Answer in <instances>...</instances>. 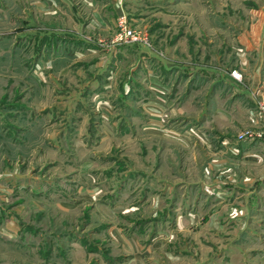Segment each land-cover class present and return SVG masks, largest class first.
Returning a JSON list of instances; mask_svg holds the SVG:
<instances>
[{
    "label": "rangeland",
    "instance_id": "rangeland-1",
    "mask_svg": "<svg viewBox=\"0 0 264 264\" xmlns=\"http://www.w3.org/2000/svg\"><path fill=\"white\" fill-rule=\"evenodd\" d=\"M31 1L0 0V264H264V161L232 182L221 143L264 154L239 138L264 108V0H126L85 55ZM122 18L151 45L114 41Z\"/></svg>",
    "mask_w": 264,
    "mask_h": 264
},
{
    "label": "crops",
    "instance_id": "crops-1",
    "mask_svg": "<svg viewBox=\"0 0 264 264\" xmlns=\"http://www.w3.org/2000/svg\"><path fill=\"white\" fill-rule=\"evenodd\" d=\"M124 2H126V0H35L29 2L30 4L24 7L26 8L33 6L34 10L28 8V11H26L25 9L24 12L27 14L25 17L26 20H32L34 18L36 22L45 25L46 29H50L51 34H53L52 36H54L55 38L61 37L64 39H68L72 46H75L74 43H77V45L81 43L82 45L76 46L74 50L78 53L82 52L83 55H85L84 50L90 51L91 49L90 47L87 49L85 48V44L89 42L85 40L84 32L90 33L94 32L95 29L105 28L109 23L113 22L116 17L125 14L124 7H126V5H123ZM40 33L41 32H37L36 30L35 34H33L35 39L34 43L39 35L42 36V34ZM56 47L57 49H59V45H57ZM53 49H55V47ZM57 49L55 53L59 56L60 54ZM102 51L103 54H109L111 53L112 49L109 53L104 49ZM94 64L95 62L89 64L88 66H93ZM201 69L203 68L201 67ZM154 76L155 75H150V79L154 78ZM225 79L228 82L233 83L236 81L231 76H227ZM158 99L159 97L154 96V98H152L151 100L155 102ZM226 135H228V133ZM171 136L174 138L178 137V135L175 136L173 134H171ZM177 140H182L186 143L185 139H181V137H178ZM261 142L262 141H260V144ZM221 143L224 147L222 148V152L226 153L227 162H230V165L227 169L233 171L232 174L228 176V179H232V182H235L234 176H237V174L234 169H236L237 167L239 169V162H241L242 164H248L252 162L255 163L256 161L257 163H260L262 160L264 161V154L258 150L252 149L249 144L245 143L244 145L246 146H237L235 145L236 143H231V138L228 137H223ZM262 143L264 144V142ZM219 158V156H216L211 160V163L218 164ZM251 159L254 161H252ZM248 180L249 176H245L243 179L244 182L242 181L241 183L245 185V182Z\"/></svg>",
    "mask_w": 264,
    "mask_h": 264
},
{
    "label": "built area",
    "instance_id": "built-area-1",
    "mask_svg": "<svg viewBox=\"0 0 264 264\" xmlns=\"http://www.w3.org/2000/svg\"><path fill=\"white\" fill-rule=\"evenodd\" d=\"M114 41H122V42H138L145 46H150L151 41L146 34L140 29L132 28L130 25H127L125 19H120L119 28L116 31L114 37ZM230 75L233 79L237 81H241L242 74L239 70L233 69L230 72ZM259 138L262 142H264V108H262L261 116H260V126L257 129H247L245 132L239 135V138Z\"/></svg>",
    "mask_w": 264,
    "mask_h": 264
}]
</instances>
